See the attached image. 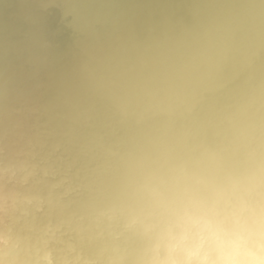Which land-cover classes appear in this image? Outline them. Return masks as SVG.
I'll return each instance as SVG.
<instances>
[{
    "label": "water",
    "instance_id": "1",
    "mask_svg": "<svg viewBox=\"0 0 264 264\" xmlns=\"http://www.w3.org/2000/svg\"><path fill=\"white\" fill-rule=\"evenodd\" d=\"M264 154V0H0V196L21 249L132 256Z\"/></svg>",
    "mask_w": 264,
    "mask_h": 264
},
{
    "label": "clouds",
    "instance_id": "2",
    "mask_svg": "<svg viewBox=\"0 0 264 264\" xmlns=\"http://www.w3.org/2000/svg\"><path fill=\"white\" fill-rule=\"evenodd\" d=\"M235 189L226 204L198 198L171 204L154 223L148 246L132 256L65 254L54 261L51 250L21 249L11 229L0 227V264H264V154ZM6 212L0 196V214Z\"/></svg>",
    "mask_w": 264,
    "mask_h": 264
}]
</instances>
